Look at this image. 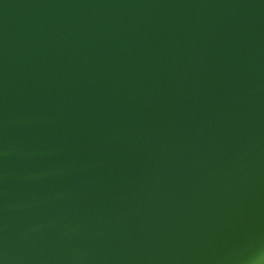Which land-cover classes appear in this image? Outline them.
I'll use <instances>...</instances> for the list:
<instances>
[{
	"label": "water",
	"instance_id": "obj_1",
	"mask_svg": "<svg viewBox=\"0 0 264 264\" xmlns=\"http://www.w3.org/2000/svg\"><path fill=\"white\" fill-rule=\"evenodd\" d=\"M0 264H264V0H0Z\"/></svg>",
	"mask_w": 264,
	"mask_h": 264
}]
</instances>
